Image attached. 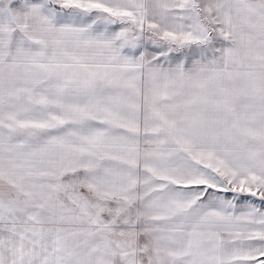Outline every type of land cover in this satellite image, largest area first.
I'll list each match as a JSON object with an SVG mask.
<instances>
[{"label": "snow or ice", "instance_id": "obj_1", "mask_svg": "<svg viewBox=\"0 0 264 264\" xmlns=\"http://www.w3.org/2000/svg\"><path fill=\"white\" fill-rule=\"evenodd\" d=\"M0 264H264V0H0Z\"/></svg>", "mask_w": 264, "mask_h": 264}]
</instances>
